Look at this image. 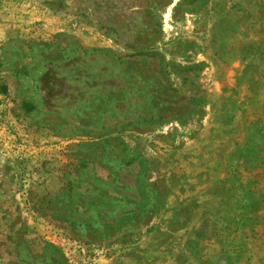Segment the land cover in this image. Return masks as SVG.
I'll list each match as a JSON object with an SVG mask.
<instances>
[{"label":"rangeland","instance_id":"obj_1","mask_svg":"<svg viewBox=\"0 0 264 264\" xmlns=\"http://www.w3.org/2000/svg\"><path fill=\"white\" fill-rule=\"evenodd\" d=\"M0 264H264V0H0Z\"/></svg>","mask_w":264,"mask_h":264}]
</instances>
